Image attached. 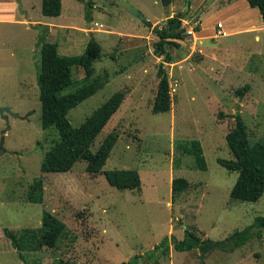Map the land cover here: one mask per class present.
Returning a JSON list of instances; mask_svg holds the SVG:
<instances>
[{
    "label": "rangeland",
    "instance_id": "1",
    "mask_svg": "<svg viewBox=\"0 0 264 264\" xmlns=\"http://www.w3.org/2000/svg\"><path fill=\"white\" fill-rule=\"evenodd\" d=\"M62 2L60 16H46L42 0H0V17L9 19L0 20V107L12 110L7 119L0 113V264H120L136 255H141L139 264H264V228L233 250L202 254L171 245L158 259L143 258L166 236L183 239L186 229L223 240L264 216V195L256 202L232 198L238 172L219 162L234 157L226 135L236 113L245 120L251 144L264 142V23L259 8L240 0H189L187 11V0H174L168 7L161 0ZM176 15H181L184 38L166 45L172 57L167 62V53L155 51L156 29ZM219 21L224 28L217 26ZM47 24L54 27L47 40L57 43L62 54H81L91 35L103 48L93 78L108 75V81L68 113L74 126L113 94L123 95L91 146L95 151L109 133L119 135L100 172L86 171L83 160L68 172H41L46 152L58 138L55 127L42 126L38 42L41 32L50 30ZM243 25L253 26L252 32H226ZM160 66L169 75L172 102L169 111L155 113ZM74 80L65 92L91 78L79 68ZM192 139L202 143L206 170L195 168L193 156L176 151L178 140ZM109 169H137L140 188L112 186L104 173ZM38 176L44 179L42 203L26 199ZM176 177L187 178L189 186L173 199ZM44 210L66 222L77 240L25 250L23 260L5 229H38Z\"/></svg>",
    "mask_w": 264,
    "mask_h": 264
},
{
    "label": "trees",
    "instance_id": "2",
    "mask_svg": "<svg viewBox=\"0 0 264 264\" xmlns=\"http://www.w3.org/2000/svg\"><path fill=\"white\" fill-rule=\"evenodd\" d=\"M161 1L164 6L168 7L174 0ZM247 1L251 7L259 8L264 23V0ZM92 8L93 5L90 2L87 5L88 21H91L89 16ZM62 9V0H42V13L46 16H60ZM49 32V29L42 31L38 42L42 57L38 84L42 102V126L45 129L55 127L58 138L46 152L41 164V172H68L80 160L86 161V171L100 172L106 165L119 135L115 131L109 133L95 151L91 149V146L120 108L123 95L121 93L113 94L84 122L79 126H74L67 116L68 113L98 92L108 81V75L93 78L96 72L94 64L102 58L103 48L95 36L91 35L81 54H62L59 52L57 43L47 40ZM156 34L159 40L156 43L155 51L159 54L167 53L166 45L168 43L175 42L174 39L184 38L181 15L169 18L166 26L156 29ZM166 59L167 62H172V57L168 53ZM79 68L84 70L85 78H91V80L83 82L75 90L65 92L67 88L74 85V73ZM158 76L160 78L159 86L152 106L155 113L169 111L172 102L170 78L163 66L159 67ZM239 92L242 93L243 89L240 88ZM220 115L223 116L221 113ZM232 117L234 125L227 133L226 140L234 157L232 159L220 158L219 162L227 169L238 172L231 197L237 200L256 202L264 195V142L251 144L242 114L236 113ZM175 148L178 154L193 156L196 169H207V160L200 140H178ZM104 173L109 183L118 189H137L142 184L141 175L137 169H109ZM188 186L187 178H174L172 181L173 199L178 192L184 191ZM26 199L31 202H43L44 179L42 176L35 177L29 184ZM261 228H264V216H258L253 224L235 231L223 240L202 238L197 232L186 229L183 239L166 236L147 256L142 257L145 262L158 259L159 256L167 254L171 245L177 251L199 249L202 254L214 249L233 250L246 244L253 237L259 236ZM5 234L10 238L23 260H26L23 255L25 250L56 248L61 240L70 239L71 243H74L78 237L66 222L49 210L43 211L42 224L38 229L26 228L21 233H17L6 228ZM140 258L141 255H136L129 261L120 264H139ZM53 264L80 263L72 260H60Z\"/></svg>",
    "mask_w": 264,
    "mask_h": 264
},
{
    "label": "crops",
    "instance_id": "3",
    "mask_svg": "<svg viewBox=\"0 0 264 264\" xmlns=\"http://www.w3.org/2000/svg\"><path fill=\"white\" fill-rule=\"evenodd\" d=\"M238 1V0H237ZM240 1H243L244 3H246L247 1L246 0H240ZM14 11V10H13ZM0 20L1 21H8L9 22V19H7V18H1L0 17ZM220 22V23H219ZM218 22V25L217 26H219V24H221L222 25V27L224 28V24L221 22V21H219ZM47 26L48 27H50V32L52 31L51 30V28H54L52 25H49V24H47ZM236 27V26H235ZM253 28V26H250V25H248V26H239V29H234V30H231V31H226L227 33H229V35H234V34H245V33H250V32H252V29ZM222 31V30H221ZM225 31V30H224ZM49 32V33H50ZM50 35V34H49ZM60 48V47H59ZM40 50H41V47H40Z\"/></svg>",
    "mask_w": 264,
    "mask_h": 264
},
{
    "label": "water",
    "instance_id": "4",
    "mask_svg": "<svg viewBox=\"0 0 264 264\" xmlns=\"http://www.w3.org/2000/svg\"><path fill=\"white\" fill-rule=\"evenodd\" d=\"M189 9V0H187V3H186V11ZM0 113L1 115L7 119L8 116L6 115V113H11L12 114V110L10 107H0ZM17 116V115H15Z\"/></svg>",
    "mask_w": 264,
    "mask_h": 264
},
{
    "label": "built area",
    "instance_id": "5",
    "mask_svg": "<svg viewBox=\"0 0 264 264\" xmlns=\"http://www.w3.org/2000/svg\"><path fill=\"white\" fill-rule=\"evenodd\" d=\"M219 26H221L220 24H219ZM190 34H194V29H191V30H189L188 31Z\"/></svg>",
    "mask_w": 264,
    "mask_h": 264
}]
</instances>
